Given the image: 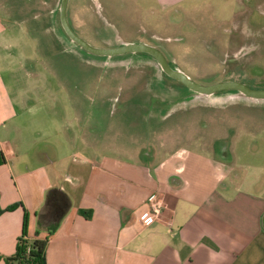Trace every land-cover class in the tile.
I'll return each mask as SVG.
<instances>
[{"label":"crops","instance_id":"1","mask_svg":"<svg viewBox=\"0 0 264 264\" xmlns=\"http://www.w3.org/2000/svg\"><path fill=\"white\" fill-rule=\"evenodd\" d=\"M60 2L0 0V153L5 159L0 264L15 253L25 212L27 239L47 237L44 230L38 233L37 215L52 187L62 189L71 206L49 237L45 264H264V182L238 175L233 158L231 163L216 150L193 147L192 138H180L188 132L162 130L171 112L150 106L163 105L153 95L142 98L147 83L139 68L117 74L119 89H126L115 106L119 119L106 118L112 113L106 103L113 98L101 97L104 111L98 112L92 83L99 68L106 72L115 64L108 58L77 67L52 64L59 52L51 57L32 33L33 21L46 25L44 30L54 27L56 43L80 59L79 49L61 32ZM207 5V0H69L67 20L76 34L94 35L105 46L115 41L101 33L155 31L154 22L141 23L144 15L156 17L159 11L168 22L171 15L182 16L169 22L181 29L186 15ZM127 56L132 55L121 57ZM83 67L95 71L93 82L82 78ZM63 74L72 80L59 78ZM166 85L179 86L162 77L152 87ZM181 96L178 103L194 95ZM113 132L119 142L115 149L127 150L130 160L109 154ZM124 140L135 145L130 148ZM152 195L162 201V214L145 226Z\"/></svg>","mask_w":264,"mask_h":264},{"label":"rangeland","instance_id":"2","mask_svg":"<svg viewBox=\"0 0 264 264\" xmlns=\"http://www.w3.org/2000/svg\"><path fill=\"white\" fill-rule=\"evenodd\" d=\"M20 1L22 0H15V2ZM207 1L209 5L202 6L199 12L186 15L185 20L181 21L183 25L181 29L172 27L169 22H172L174 18H183L182 16L171 15L168 17V22L158 11L157 18H150L146 15L141 18V23L145 26L154 22L157 28L155 31L101 33L109 36L108 39L111 36V39L114 38L113 41H115L112 43L107 39L105 46H100L98 40L94 39V35H77L98 48H112L124 44V41L144 42V44L159 49L173 66L203 85L236 80L247 82L251 88L264 89V0ZM166 22L168 23L167 28L164 25ZM43 26L46 25L33 21L32 33L37 36L36 41H40L44 44L43 46L46 45L45 47L52 52L51 57H54L53 52H59L58 57H55L56 61L52 59L54 62L52 64L75 65L80 63L83 65L94 60L97 64H101L100 60L107 58L88 55L75 44L81 53H79L80 59L78 60L71 50L64 49L63 44L56 43L51 34L56 33L54 27L44 30ZM61 32L66 40L71 42L62 28ZM32 45L36 47L35 41ZM130 55L132 56H127V58L121 56L108 58L115 65L109 66L106 72L99 68L97 79L93 75L95 72L93 69L84 72L86 68H82V78L85 77L92 82L94 79L97 80L92 85L95 84L97 89L95 107L98 112L100 109L104 111L100 101L102 98H113L116 100L112 99V102L106 103L107 110H112L106 118L113 115L117 116L115 120L119 119V112L116 111L115 106L121 105L117 103V99H125L126 89L122 87L119 89L122 80L117 74L121 75L127 68H139L142 82L144 85L147 83L142 98L147 99L148 95H153L163 105L154 101L150 106H153L155 110L160 108L171 112L162 120L164 121L162 130L169 131L178 128L177 132H188L182 134L180 138H192L189 144L193 147L203 148L209 152L216 150L218 156H225L224 159L230 160L231 163L233 158L238 175L247 177L249 180L260 179L264 182V101L247 100L238 97L234 92L224 91L209 97L194 95L185 102L178 103L180 99L177 96L192 95V92L179 84H177L179 85L177 90L168 85L161 89L152 87V84L162 81L163 77L155 60L146 54ZM59 78L72 80L73 76L63 74L59 75ZM129 105L131 107L135 103L131 102ZM144 105L147 104L144 103ZM96 125L99 127L100 121L96 122ZM188 127H191L190 130ZM113 133L109 143L111 144L109 154L130 160L131 155L127 150L117 151L115 149L119 142H115L118 140L115 138V132ZM125 134L124 136H127L128 133ZM186 141L188 139L179 140L178 143L183 144ZM124 143H128L130 148L135 145L134 142L125 140ZM186 148L190 147L186 146Z\"/></svg>","mask_w":264,"mask_h":264},{"label":"water","instance_id":"3","mask_svg":"<svg viewBox=\"0 0 264 264\" xmlns=\"http://www.w3.org/2000/svg\"><path fill=\"white\" fill-rule=\"evenodd\" d=\"M69 0H61L59 8V18L60 24L66 34V36L76 45L81 47L87 53L93 56L99 57H116L124 56L129 54H146L151 56L160 71L165 74L170 79L177 81L178 83L189 89L195 96L199 97H209L218 92L232 91L238 97L252 100V101H264V89H255L247 86L244 83L235 80L221 81L211 85H203L188 75L183 71L173 68L168 63L165 55L156 47H153L144 43H124L112 48H98L87 43L84 39L78 36L72 27L69 25L67 20V6Z\"/></svg>","mask_w":264,"mask_h":264},{"label":"trees","instance_id":"4","mask_svg":"<svg viewBox=\"0 0 264 264\" xmlns=\"http://www.w3.org/2000/svg\"><path fill=\"white\" fill-rule=\"evenodd\" d=\"M145 55V54H142ZM170 66L173 67L170 63ZM164 78L169 77L162 74ZM177 84L183 87L182 84L175 81ZM247 85L246 82H242ZM248 86V85H247ZM185 87V86H184ZM189 90V89H188ZM190 91V90H189ZM232 92V91H228ZM194 95V93H193ZM5 159L2 153H0V165L4 164ZM71 206L69 196L60 188H49L45 193L44 204L42 211L37 215V227L38 233L40 230H44L47 233V237L44 239H34L30 241L27 239V224L28 215L25 212L22 220V234L17 241L15 253L7 258H4L5 264H45V249L49 240V237L59 227L60 222L67 214ZM16 205L10 206L9 210H12Z\"/></svg>","mask_w":264,"mask_h":264},{"label":"built area","instance_id":"5","mask_svg":"<svg viewBox=\"0 0 264 264\" xmlns=\"http://www.w3.org/2000/svg\"><path fill=\"white\" fill-rule=\"evenodd\" d=\"M149 211L145 214L142 224L149 226L159 220L162 214L163 203L155 195L148 198Z\"/></svg>","mask_w":264,"mask_h":264},{"label":"flooded vegetation","instance_id":"6","mask_svg":"<svg viewBox=\"0 0 264 264\" xmlns=\"http://www.w3.org/2000/svg\"><path fill=\"white\" fill-rule=\"evenodd\" d=\"M130 55V54H129ZM168 61V60H167ZM168 63L170 64V62L168 61ZM236 81V80H235ZM242 83V82H241ZM245 84V83H244ZM192 95H193V93H192Z\"/></svg>","mask_w":264,"mask_h":264}]
</instances>
